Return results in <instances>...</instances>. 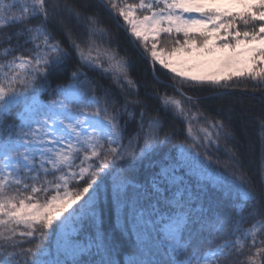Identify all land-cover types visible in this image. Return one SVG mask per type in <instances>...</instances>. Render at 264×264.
<instances>
[{"label": "snow or ice", "instance_id": "obj_1", "mask_svg": "<svg viewBox=\"0 0 264 264\" xmlns=\"http://www.w3.org/2000/svg\"><path fill=\"white\" fill-rule=\"evenodd\" d=\"M121 32L165 91L141 95ZM217 51L245 66L194 74ZM234 78L264 89V0H0V264H264V115L254 180L185 91Z\"/></svg>", "mask_w": 264, "mask_h": 264}, {"label": "trees", "instance_id": "obj_2", "mask_svg": "<svg viewBox=\"0 0 264 264\" xmlns=\"http://www.w3.org/2000/svg\"><path fill=\"white\" fill-rule=\"evenodd\" d=\"M87 3L96 5L99 0H86ZM102 18L105 23L113 25V22L108 17L107 13L102 14ZM243 30V26H240ZM121 39L118 41L120 44V51L123 55L125 51L132 62L131 73L141 85L140 93H151L155 95L154 90L161 92L165 91L163 83L169 82V77L172 75L167 70L162 69L159 65L156 66L155 74L150 65V61L140 56L139 52L132 48L124 37L123 32L120 33ZM167 41V37H162ZM77 59L75 56L66 62V66L62 67L60 71L55 72L49 77L52 88H55L57 83H66L71 72L75 69ZM95 77L96 80L101 81L105 85L111 83L108 80H102L97 74H90ZM147 84V88L144 85ZM169 94H173V89H167ZM188 95H192L194 98L199 99L200 110L205 115L214 116L218 119H224L225 123L230 127L234 136L235 150L239 156V159L254 180L258 177V166L260 163V135L258 128V118L264 115V89L253 88V82L251 80L236 79L234 78L230 82L228 88L212 89L211 86H205L203 91H191L185 88ZM228 93V94H221ZM44 100L49 99L46 93H41ZM150 105L155 108L158 107V101L156 99L149 100ZM195 111V109H193ZM169 126L175 127L181 135L172 138L171 142L162 146L161 153L158 155L171 156L173 154L179 155L180 143L185 139L184 128L185 125L181 120H173L171 114L166 117ZM131 130V127H130ZM221 160H226L227 157L223 152L219 153ZM215 166V165H214ZM220 170H223L222 166H217ZM219 196L223 197V193H219ZM105 199L107 197L105 196ZM114 226V218H113ZM124 239H127L126 234Z\"/></svg>", "mask_w": 264, "mask_h": 264}, {"label": "rangeland", "instance_id": "obj_3", "mask_svg": "<svg viewBox=\"0 0 264 264\" xmlns=\"http://www.w3.org/2000/svg\"><path fill=\"white\" fill-rule=\"evenodd\" d=\"M224 53H217L214 56L202 58L201 66L194 69V74L197 75H210L218 74L225 75L228 72L235 71L237 68H243L245 65L243 63H237L231 68H224L222 66V61L224 59ZM241 61L244 60V57L239 58Z\"/></svg>", "mask_w": 264, "mask_h": 264}]
</instances>
